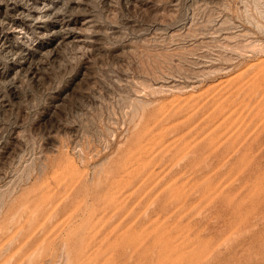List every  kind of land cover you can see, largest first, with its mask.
Returning a JSON list of instances; mask_svg holds the SVG:
<instances>
[{"label":"rangeland","instance_id":"rangeland-1","mask_svg":"<svg viewBox=\"0 0 264 264\" xmlns=\"http://www.w3.org/2000/svg\"><path fill=\"white\" fill-rule=\"evenodd\" d=\"M0 264H264V0H0Z\"/></svg>","mask_w":264,"mask_h":264}]
</instances>
